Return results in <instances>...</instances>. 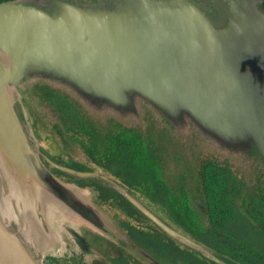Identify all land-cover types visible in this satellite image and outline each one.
<instances>
[{
    "label": "trees",
    "instance_id": "1",
    "mask_svg": "<svg viewBox=\"0 0 264 264\" xmlns=\"http://www.w3.org/2000/svg\"><path fill=\"white\" fill-rule=\"evenodd\" d=\"M2 3L34 7L58 20L67 5L103 18H126L155 5L191 4L220 27L234 0ZM255 5L264 12V0ZM23 64L22 75H31L22 86L28 83L34 102L71 149L63 154L42 147L24 116L5 119V129L11 131L14 123L23 143L38 154L46 170L41 183L55 197L67 200L55 181L81 195L91 190L93 205L114 227L108 233L89 223L76 229L67 222L63 233L72 241L70 253L64 240L52 239L38 264H264V157L246 130L213 127L177 99L161 103L127 86L112 97L55 65L58 72L47 80L37 66ZM16 99L15 91L10 110L17 117ZM141 207L187 240L166 232Z\"/></svg>",
    "mask_w": 264,
    "mask_h": 264
},
{
    "label": "water",
    "instance_id": "2",
    "mask_svg": "<svg viewBox=\"0 0 264 264\" xmlns=\"http://www.w3.org/2000/svg\"><path fill=\"white\" fill-rule=\"evenodd\" d=\"M259 1L234 0L220 27L191 4L155 5L126 18H103L67 5L58 20L34 7L2 3L0 43L38 55L108 96H119L127 86L161 103L177 99L213 127L246 130L264 157V12L255 5ZM1 69L0 82L12 85ZM2 94L0 104L10 111L12 101ZM10 127L24 152L29 145L14 123ZM142 210L166 232L187 240ZM10 262L0 245V264Z\"/></svg>",
    "mask_w": 264,
    "mask_h": 264
},
{
    "label": "rangeland",
    "instance_id": "3",
    "mask_svg": "<svg viewBox=\"0 0 264 264\" xmlns=\"http://www.w3.org/2000/svg\"><path fill=\"white\" fill-rule=\"evenodd\" d=\"M0 48L8 52L1 43ZM13 50L14 54L11 55L8 52V56H5L0 50V56L4 60L7 57L11 66L9 70L13 75L12 81H10L12 85L8 84V88L0 82V90L3 91L2 96L7 100V103L13 102L14 99H11L13 94L15 95V91L17 96L14 104L17 117L14 112L12 113V110L7 109L4 111V107L0 104V211L4 219L3 222L12 238L17 240L22 251L30 256L31 261L38 264L42 251L49 243L51 244L52 238L54 240L56 238L53 233L50 235V231H54L53 224H59L70 215L69 212L74 215L72 214L68 218V222L76 229L82 223H89L112 233V230L109 229L114 227L107 215L93 205L91 199L93 192L91 190L87 189V193L81 195L71 186L55 181L63 190L69 202L65 203L55 197L52 191L41 183L40 177L46 173V170L35 155L32 146L29 145L24 152H21L15 140L16 134L7 132L5 129V119L10 117V120L17 121L24 116L28 119L30 125L34 126V132H38V134L35 133L38 139H35L39 140L42 147L48 149L51 153L60 152L63 154L71 149L59 137L54 121H51L47 114L34 102L33 97L27 90L28 83L22 86V82H28L31 75H22L23 62L25 63L26 60L37 66L38 73L47 80L53 79L51 77L52 72H58V70L38 55L23 52L20 49ZM14 84L19 87L15 88ZM7 96H10L11 99ZM78 154V152H75L76 156ZM31 169H35V173ZM37 169H39L38 173ZM43 223H45V228ZM62 238L65 241L63 242L69 246L65 250L68 254L70 253L72 241L66 235H63ZM1 240L0 245H3V240ZM7 256L11 264H24L20 258L9 256L8 253Z\"/></svg>",
    "mask_w": 264,
    "mask_h": 264
},
{
    "label": "bare ground",
    "instance_id": "4",
    "mask_svg": "<svg viewBox=\"0 0 264 264\" xmlns=\"http://www.w3.org/2000/svg\"><path fill=\"white\" fill-rule=\"evenodd\" d=\"M3 221L4 219L0 211V238L3 240L6 253H8L9 256L12 255L15 258L22 259L24 264H35L31 261L30 256L26 255L27 253L25 254V251H22L17 240L12 238Z\"/></svg>",
    "mask_w": 264,
    "mask_h": 264
},
{
    "label": "crops",
    "instance_id": "5",
    "mask_svg": "<svg viewBox=\"0 0 264 264\" xmlns=\"http://www.w3.org/2000/svg\"><path fill=\"white\" fill-rule=\"evenodd\" d=\"M62 201V200H61ZM63 202H65V203H68L69 201L68 200H65V201H63ZM70 213V215L69 216H67L63 221H61L59 224H56V223H54L53 225H54V231H50V235H51V233H53V235H55L56 236V238H55V240H63V235H69V233H67L66 232V234H64L63 232H64V225L68 222V218L73 214L72 212H69ZM74 215V214H73ZM43 227L45 228L46 226H45V223H43ZM53 239V238H52ZM77 239H79V237H77ZM50 245V243L47 245V246H49ZM46 246V247H47ZM61 246L62 245H59V247H58V249L59 248H61ZM60 250V249H59Z\"/></svg>",
    "mask_w": 264,
    "mask_h": 264
},
{
    "label": "flooded vegetation",
    "instance_id": "6",
    "mask_svg": "<svg viewBox=\"0 0 264 264\" xmlns=\"http://www.w3.org/2000/svg\"><path fill=\"white\" fill-rule=\"evenodd\" d=\"M3 45L6 47L7 51H8L11 55L14 54V50H13V48H12L11 46H8V45H6V44H3ZM0 50L2 51L1 53H3L5 56H8V55H7L8 52H5V51L2 50L1 48H0ZM1 67L5 69V72L9 75V77L13 78V75L11 74V72H10V70H9V68H11V66H10V63H9L7 57H6V59L4 60V59L0 56V74H3L4 72H3V70L1 69Z\"/></svg>",
    "mask_w": 264,
    "mask_h": 264
}]
</instances>
